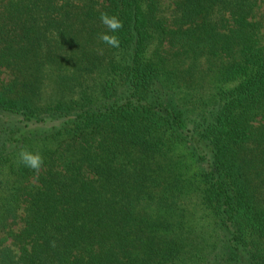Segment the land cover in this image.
Segmentation results:
<instances>
[{"label": "trees", "instance_id": "1", "mask_svg": "<svg viewBox=\"0 0 264 264\" xmlns=\"http://www.w3.org/2000/svg\"><path fill=\"white\" fill-rule=\"evenodd\" d=\"M0 264H264V0H0Z\"/></svg>", "mask_w": 264, "mask_h": 264}, {"label": "clouds", "instance_id": "2", "mask_svg": "<svg viewBox=\"0 0 264 264\" xmlns=\"http://www.w3.org/2000/svg\"><path fill=\"white\" fill-rule=\"evenodd\" d=\"M100 20L112 33L117 32L123 27L122 22L116 16H109L106 13H102ZM100 40L114 48L120 46V40L116 35L102 33L100 35ZM19 159L21 164L35 172H39L43 165V157L38 152L33 153L28 150H21L19 153Z\"/></svg>", "mask_w": 264, "mask_h": 264}]
</instances>
